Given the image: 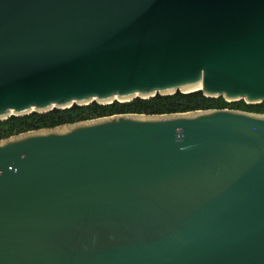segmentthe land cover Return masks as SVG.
I'll return each mask as SVG.
<instances>
[{"label": "water", "instance_id": "water-1", "mask_svg": "<svg viewBox=\"0 0 264 264\" xmlns=\"http://www.w3.org/2000/svg\"><path fill=\"white\" fill-rule=\"evenodd\" d=\"M196 90L264 102V0H0V121ZM0 264H264V113L0 138Z\"/></svg>", "mask_w": 264, "mask_h": 264}, {"label": "trees", "instance_id": "trees-1", "mask_svg": "<svg viewBox=\"0 0 264 264\" xmlns=\"http://www.w3.org/2000/svg\"><path fill=\"white\" fill-rule=\"evenodd\" d=\"M232 107L247 111L264 113V102L247 104L242 99L228 102L222 96L206 97L200 90L182 93L177 91L170 95L156 94L149 98H135L130 101L99 104L92 102L87 105H72L66 109H52L45 113L32 112L24 116H10L0 121V138L19 132L41 127L55 126L61 123L93 118L113 113L144 112L168 113L204 108Z\"/></svg>", "mask_w": 264, "mask_h": 264}]
</instances>
